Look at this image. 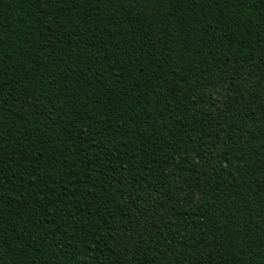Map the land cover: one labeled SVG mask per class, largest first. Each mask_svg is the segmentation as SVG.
Wrapping results in <instances>:
<instances>
[{"label":"trees","instance_id":"1","mask_svg":"<svg viewBox=\"0 0 264 264\" xmlns=\"http://www.w3.org/2000/svg\"><path fill=\"white\" fill-rule=\"evenodd\" d=\"M0 264H264V0H0Z\"/></svg>","mask_w":264,"mask_h":264},{"label":"rangeland","instance_id":"2","mask_svg":"<svg viewBox=\"0 0 264 264\" xmlns=\"http://www.w3.org/2000/svg\"><path fill=\"white\" fill-rule=\"evenodd\" d=\"M213 97L217 103V108H223L224 103L227 101L226 90L222 86H216L212 89Z\"/></svg>","mask_w":264,"mask_h":264}]
</instances>
